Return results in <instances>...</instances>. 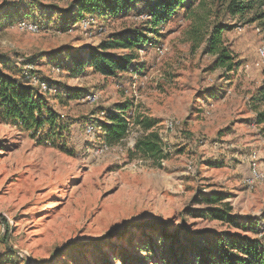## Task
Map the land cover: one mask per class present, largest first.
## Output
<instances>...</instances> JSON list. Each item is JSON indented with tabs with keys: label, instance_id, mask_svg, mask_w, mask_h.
I'll list each match as a JSON object with an SVG mask.
<instances>
[{
	"label": "rangeland",
	"instance_id": "obj_1",
	"mask_svg": "<svg viewBox=\"0 0 264 264\" xmlns=\"http://www.w3.org/2000/svg\"><path fill=\"white\" fill-rule=\"evenodd\" d=\"M228 1L193 0L158 34L147 32L158 44L138 51L141 74L104 77L90 69L71 76L70 57L114 35L145 30L146 15L132 10L65 29L62 15L74 0H0V56L19 66L35 62L24 67L34 72L27 75L31 84L49 91V105L68 126L54 146L0 117V264H103V257L123 264L128 255L133 264L134 256L156 264L142 244L160 240L162 224L170 234L179 226L243 233L190 215L204 207L193 204L202 192L224 195L242 222L258 221L264 236V104L252 99L264 79V26L249 22L254 11L229 15ZM221 25L233 26L222 34L240 64L231 71L215 67L216 54L208 50ZM70 89L81 97L60 103L55 92ZM119 102L131 105L130 127L109 144L99 123L106 120L103 110ZM139 119L155 123L146 130ZM152 131L162 140L160 155L136 146ZM254 154L263 178L249 185Z\"/></svg>",
	"mask_w": 264,
	"mask_h": 264
},
{
	"label": "trees",
	"instance_id": "obj_2",
	"mask_svg": "<svg viewBox=\"0 0 264 264\" xmlns=\"http://www.w3.org/2000/svg\"><path fill=\"white\" fill-rule=\"evenodd\" d=\"M192 2L193 0H74L73 9L64 11L65 15H62V21L68 24L65 29L71 27L70 23L76 25L88 15L107 19L132 10H136L139 15H146L148 26L145 30L136 28L114 35L97 46L89 47L81 55L74 54L70 57L71 64L68 66L70 75L78 76L88 69L104 77H119L127 73L141 74L144 66L137 60L138 51L148 45L156 47L158 44L147 32L158 34L160 25L168 23L179 14L181 8H189ZM250 11H254V16L249 22L258 21L264 26V0H229L226 6V12L231 16H244ZM232 28L231 25L217 26L208 46L209 52L216 54L215 67H224L228 71L240 65L235 61L232 52L222 45L224 29ZM115 50L124 52H111ZM34 64L33 60H27L19 66L12 58L0 56V117L24 131H29L40 143L59 146L58 141L65 138L63 132L68 130V126L60 121V114L49 105L46 96L49 91H41L35 87L25 74V65ZM33 73L30 71L31 77ZM54 95L60 103L66 104V98L81 97L82 94H76L70 89L67 94L57 90ZM252 99L258 104H264V79ZM129 108V102H119L112 108L103 110L106 120L99 125L106 143L113 144L126 137L130 119L125 113ZM259 117L261 122L264 121V113H260ZM95 123L93 120L92 124ZM138 123L148 130L155 122L139 119ZM161 143L159 133L152 131L140 137L136 146L146 154L155 156L162 153ZM224 200L225 196L222 194L202 192L193 198V204L204 207L191 208L189 213L197 218H210L237 227L243 233L227 230L191 232L187 227L179 226L174 234H170V226L162 224V240L149 238L148 241L146 238L142 244V248L149 255L148 259H155L156 264H264V236H260V232L256 230L258 221L250 219L242 222L233 213L231 204ZM246 231L257 232V235H248ZM100 241L96 240L95 244L98 245ZM131 258L130 255L122 258L123 264H133ZM101 259L103 264H107L106 257ZM134 259L138 260L137 264H145V260L137 256Z\"/></svg>",
	"mask_w": 264,
	"mask_h": 264
},
{
	"label": "built area",
	"instance_id": "obj_3",
	"mask_svg": "<svg viewBox=\"0 0 264 264\" xmlns=\"http://www.w3.org/2000/svg\"><path fill=\"white\" fill-rule=\"evenodd\" d=\"M97 22V18L95 16H92V15H88V16H85L84 18H82L78 24H80L81 26H84V27H87V26H92L94 24H96ZM22 28H30V29H33L32 26L28 25V24H23L21 26ZM164 47L163 45H160L157 47V51L160 52L161 54L164 53ZM259 53H260V56L262 57L263 59V62H264V47H261L259 49ZM30 69L32 68V66H29ZM29 70H27L25 72L26 75H29ZM28 77V76H27ZM39 85H41V87H43L44 89H47V85L45 84V82H42V81H38ZM93 129V127H92ZM251 175L249 178H247V181L249 183V185H252L254 184L256 181H259L263 178V175L261 174V172L259 171L258 169V166H257V159H256V156L255 154L252 156V159H251Z\"/></svg>",
	"mask_w": 264,
	"mask_h": 264
}]
</instances>
